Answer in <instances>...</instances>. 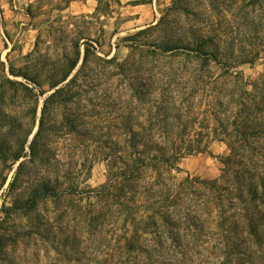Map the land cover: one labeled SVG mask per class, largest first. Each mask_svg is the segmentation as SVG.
<instances>
[{"label":"trees","instance_id":"trees-1","mask_svg":"<svg viewBox=\"0 0 264 264\" xmlns=\"http://www.w3.org/2000/svg\"><path fill=\"white\" fill-rule=\"evenodd\" d=\"M74 1L34 0L25 12L32 20L33 10L61 13ZM96 1L84 24L109 12L107 0ZM263 11L264 0H171L153 26L123 38L130 52L122 62L97 54L99 41L77 30V16L60 27L50 21L51 31L65 34L60 54L33 65L37 39L19 73L25 82L0 73V121L4 109L15 116L10 106L21 98V116L30 124L16 127L22 136L5 137L0 127V188L11 163L28 157L9 184L17 195L6 212L43 205L48 228L33 231L47 237L49 217L63 220L70 207L65 240L81 255L87 243L89 264H264V72L249 80L237 70L264 55V47L238 44L243 28L257 34ZM0 67L4 72L1 57ZM196 113L202 116L197 129ZM60 140L69 141L72 155L87 148L105 163L104 183L85 191L69 183L79 171L67 154L62 171ZM213 140L228 150L218 157L220 175L179 177L180 161L210 153ZM66 180L70 186L62 189ZM3 249L0 238V256Z\"/></svg>","mask_w":264,"mask_h":264},{"label":"rangeland","instance_id":"rangeland-1","mask_svg":"<svg viewBox=\"0 0 264 264\" xmlns=\"http://www.w3.org/2000/svg\"><path fill=\"white\" fill-rule=\"evenodd\" d=\"M87 0H77L70 3L69 7L58 13L57 11H47L43 12L41 10H33L34 18L31 20L26 15V8L29 4L34 3V0H0V57L1 61L4 62V72L0 67V73L6 74L7 78L13 81L25 82V80L19 76V73H23V69L27 66L28 63L27 55L30 53H34L35 51V43L38 39V49L37 54L40 56H34L36 61L34 64L40 65L45 63L44 60L47 58L52 59L56 58L64 47L63 34L58 33L57 31H51L49 29V22L53 21V27L62 26V22L64 19H67V16H73L79 10L82 3H86ZM109 3V7L106 9L109 11L113 5L117 4L119 0H107ZM132 1H155V9L157 14H161L162 11L170 4L171 0H132ZM90 4H95L94 0L89 1ZM121 7L115 8V12L121 14L125 10H121ZM149 9L147 6L146 10H140L138 14H134L133 17H136V21H132L126 26L120 25V30H126L132 28L136 25L147 24L153 21V14L155 11ZM47 9V8H46ZM70 9V10H69ZM143 9V8H142ZM126 12V11H125ZM124 12V13H125ZM128 12H130L128 10ZM259 17L257 22H260V29L257 34H253L248 30V27L243 28L240 33V43L243 48L249 50H257L261 47H264V11L259 13ZM124 17H127L123 15ZM123 16H120L119 22L122 21ZM78 18L75 21L78 24L77 30L82 33L91 32L92 34L97 35L99 31V27L95 21L90 25L84 24L81 18V15L78 14ZM114 17H116L114 15ZM255 21V20H254ZM112 20L107 18L106 20V30L107 33L105 35V45L103 47L104 50H107V43L109 38V32L112 29ZM253 24V23H252ZM86 28H89L86 30ZM252 26V25H251ZM249 26V27H251ZM61 37V38H60ZM60 38V39H59ZM38 60V61H37ZM32 65V64H31ZM12 66L14 69L13 74L9 73V67ZM238 71H241L245 78L249 80H255L259 77L260 74L264 72V55H261V58L256 61L253 65L244 64L238 67ZM32 71V69H31ZM33 73V72H32ZM29 82V81H28ZM27 84L30 87H35L38 91V87H36L33 83ZM44 89L46 91H50L48 86L45 85ZM46 94L41 96L38 103V114L37 119L40 116V108L42 106L43 99ZM200 98V97H198ZM26 100L19 99L16 101V104L11 105L10 109H12L11 114L15 115L13 118H8L9 109L3 110L1 117L5 116V119L0 121V127L4 131L5 137H10L13 135L14 131H17L19 135H24L21 131H18L16 128L18 125L21 129H27L26 127H30L27 119L22 118L21 109H24L26 106ZM198 104L200 105L201 99H198ZM200 107V106H198ZM198 107L194 109L196 112L198 111ZM203 108V107H201ZM200 111V110H199ZM21 117H19V115ZM18 116V117H17ZM188 117L187 120H191ZM202 116L196 114H192V120L195 124L192 128H199V122L201 121ZM213 122L209 121V127L213 126ZM38 128V122L34 127L31 135L28 138L27 144L31 141L34 134L36 133ZM50 138H56V136L52 133ZM211 138V137H210ZM68 140V138H67ZM60 140L62 143V148L59 152H57L58 160L62 163V171L65 170V163H67L68 156L71 155L72 159L77 162L76 168L79 171L78 175H74L73 180L69 183H76L77 188L81 191H85L86 189H95L98 188L101 184L104 183L106 178V166L105 163L97 160V156L87 148H79L74 155H72L69 151L71 147L67 146L69 141ZM57 143V140H56ZM56 147L59 148V145L56 144ZM68 148V149H66ZM28 151V149H27ZM228 153L226 146L216 140L211 141L210 145V153L203 154H195L192 156H188L180 161V168L183 170L179 175V177L185 176L186 172L191 174L192 176H199L203 179H214L220 175V164L218 162V157L225 156ZM68 156H67V155ZM83 156L84 159L82 158ZM28 158V157H27ZM27 158H21L17 162L11 163V169L5 171L6 181L4 185L0 188V238L4 241V249L2 250L0 256V264H89L91 258L93 257L91 251L87 247V243H83L81 245V249L85 251L84 254L81 255L77 252V246H73L71 243L65 240V238L69 235L67 232L68 226L71 225L70 214L73 213L67 206V213L64 214L63 220H55L53 219V215L50 216V224H52V232L47 233V237H39L33 231V229H39L42 227L48 228V223L41 222V217L43 214L41 213L43 205L39 206V208L34 211H22L16 208V210H9L6 212L8 208H12L14 206V200L16 199V195L14 193L9 192V184L12 181L13 175L19 165V163ZM97 160V161H95ZM92 161V167L90 170L89 163ZM94 161V162H93ZM67 183V180L64 181L62 185V189H65L70 186ZM66 200H71L69 197H66ZM65 203L62 209L66 208ZM85 205V201L81 203V206ZM16 206L19 207V204L16 202ZM49 209L54 205L47 202L45 204ZM51 210V209H50ZM65 210V211H66ZM56 215H62V210L59 212H55ZM40 224V225H39ZM81 238H85L82 236ZM98 252H95V256L99 257ZM100 260V258H99ZM90 264H93L92 262Z\"/></svg>","mask_w":264,"mask_h":264},{"label":"crops","instance_id":"crops-1","mask_svg":"<svg viewBox=\"0 0 264 264\" xmlns=\"http://www.w3.org/2000/svg\"><path fill=\"white\" fill-rule=\"evenodd\" d=\"M90 0H87L86 3H82V5L80 6L79 10L74 14L73 16H67V19H70L71 17H75L79 15L85 16L86 20H90L88 18V15H91L95 12L96 7H97V1L94 0L95 4H90L89 2ZM147 6L149 7V9L155 11V13L153 14L154 19L153 21L147 23V24H140V25H136L132 28L126 29V30H120V25L126 26V24L132 22V21H136L137 19H135L136 17H133L134 14H138V12H140V10L145 11ZM121 7V10H125L123 13L119 14L117 12H115V8ZM143 8V9H142ZM70 10V9H69ZM128 10L130 12H128ZM114 15L116 17H114ZM123 15L127 16L124 17ZM120 16H123V19L121 22H119L118 20H120ZM160 17V13L157 14V11L155 9V1H153V6H152V1H132V0H119V3L115 4L112 6V8L109 10V12L107 13H99L97 15L96 18L93 19V21H95V23H97L98 27H99V31L98 34H92L90 31L87 33L91 34V39L98 40L99 44H95L96 48V52L99 56L107 58V59H111V58H116L117 61L122 62L124 61L128 54H129V47L127 46L126 42H124L123 38L131 35L141 29L153 26L157 20ZM107 18H110L112 20V29L109 32V38H108V43H107V50H104L103 47L105 45V35L107 33L106 30V20ZM86 24L90 25L91 23L87 22ZM73 27V24L70 25V28ZM85 27V26H82ZM86 28V27H85ZM89 28H86V30ZM82 62V58L80 59L77 67L75 68V70L72 72V74L69 76L72 77V75L76 72V70L79 68V66L81 65Z\"/></svg>","mask_w":264,"mask_h":264}]
</instances>
